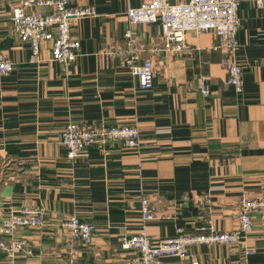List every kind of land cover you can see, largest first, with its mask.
I'll return each instance as SVG.
<instances>
[{
  "label": "crops",
  "instance_id": "0c3cea01",
  "mask_svg": "<svg viewBox=\"0 0 264 264\" xmlns=\"http://www.w3.org/2000/svg\"><path fill=\"white\" fill-rule=\"evenodd\" d=\"M19 1L3 0L0 12V53L15 65L0 74V221L11 210L41 206L48 225L16 233L30 252L19 253L15 264H68L72 250L81 264H139L137 252L123 248L121 239L143 225L142 194L156 211L144 223L156 238L202 227L236 229L242 199L264 197V4L240 1L244 84L237 93L215 32H188L191 52L176 54L160 49L158 23L134 26L143 49L139 61L151 57L155 67L153 86L140 88L111 51L125 45L128 7L148 0H73L97 13L73 22L81 42L77 59L67 65L51 60L52 43L44 41L40 61L31 63L30 45L20 41L11 20ZM69 121L137 124L141 146L113 141L71 160L61 142ZM71 214L95 226L91 243L71 247L69 233L58 225ZM245 244L253 252L238 244L202 245L198 264H264L258 214ZM7 263L0 251V264Z\"/></svg>",
  "mask_w": 264,
  "mask_h": 264
},
{
  "label": "built area",
  "instance_id": "2783aa9c",
  "mask_svg": "<svg viewBox=\"0 0 264 264\" xmlns=\"http://www.w3.org/2000/svg\"><path fill=\"white\" fill-rule=\"evenodd\" d=\"M241 0H186L171 3L169 0H148L126 11L129 27L124 32L125 45L111 53L120 57L121 63L138 77L142 90L153 86L155 67L153 59L146 57L139 61L143 50L140 36L134 26L145 23H158L161 27V50L176 54H188L192 46L186 34L213 31L221 39L225 50L222 65L228 72V82L237 93L243 91L244 70L238 59L240 43L237 37ZM3 0H0V12ZM262 6L264 0H258ZM92 6L79 7L73 0H20L12 7L11 20L14 32L22 42L30 45V62L40 61L41 45L51 41V60L70 64L79 55L81 42L74 36L72 25L76 19L95 16ZM1 15V14H0ZM1 19V18H0ZM157 48L155 47L154 50ZM14 62L0 53V74L11 72ZM202 89L207 90L205 81ZM118 141L124 146L139 148L141 136L139 125H101L69 121L62 130L61 142L66 147L67 157L75 160L91 147L105 148L110 142ZM142 227L134 234L121 239L123 248L137 252L139 264H169L166 257H179L198 264L196 248L217 243L238 244L246 254L253 252L245 242L254 227V215L264 221V197H246L238 209L239 225L230 231H220L213 227H202L198 231H180L174 236L156 238L145 229V221L156 217L155 208L146 194L140 198ZM48 225L46 210L41 206H22L11 210L0 221V251L8 258L7 264H15L19 253L30 250L25 238H16L21 229L43 228ZM58 225L70 235L71 247L78 241L91 243L95 226L78 215L62 218ZM68 264H81L72 250Z\"/></svg>",
  "mask_w": 264,
  "mask_h": 264
},
{
  "label": "rangeland",
  "instance_id": "374dc122",
  "mask_svg": "<svg viewBox=\"0 0 264 264\" xmlns=\"http://www.w3.org/2000/svg\"><path fill=\"white\" fill-rule=\"evenodd\" d=\"M150 220H151V219H150ZM252 230H253V229H252ZM250 233H251V232H250ZM248 235H249V234H248ZM248 235H247V236H248ZM1 238H2V237H1ZM247 246H248V245H247ZM248 247H250V246H248Z\"/></svg>",
  "mask_w": 264,
  "mask_h": 264
}]
</instances>
